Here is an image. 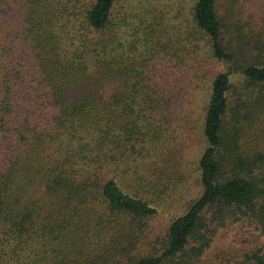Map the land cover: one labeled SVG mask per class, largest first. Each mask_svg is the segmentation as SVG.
<instances>
[{"label": "trees", "instance_id": "obj_1", "mask_svg": "<svg viewBox=\"0 0 264 264\" xmlns=\"http://www.w3.org/2000/svg\"><path fill=\"white\" fill-rule=\"evenodd\" d=\"M256 1L0 0V264H204L225 220L264 236Z\"/></svg>", "mask_w": 264, "mask_h": 264}, {"label": "rangeland", "instance_id": "obj_2", "mask_svg": "<svg viewBox=\"0 0 264 264\" xmlns=\"http://www.w3.org/2000/svg\"><path fill=\"white\" fill-rule=\"evenodd\" d=\"M255 3L257 6L256 12L264 17V0L256 1ZM3 15L2 6L0 5V18H7ZM255 18L257 19L259 16L255 15ZM193 146L188 153H184V155L186 154L188 156V164L190 167L191 165L193 167L190 160L193 161L195 158L196 151L193 149H197V145ZM193 172L194 170L190 171V174L186 176L181 189L179 187V190H177L175 187L177 191H183L181 200L187 197V188H189L190 191L195 189V185H193L194 183L192 181ZM176 204L177 203L171 208H159L157 213L148 219L146 239L150 242V245H154L155 237L162 234L168 221V215L179 211V206ZM155 245L157 246V244ZM256 248L264 251V236L259 232L258 228L247 220L228 219L215 227L210 236V242L203 249L197 263L238 264L237 261L243 257L245 252Z\"/></svg>", "mask_w": 264, "mask_h": 264}]
</instances>
